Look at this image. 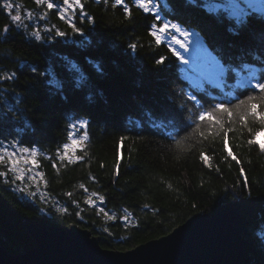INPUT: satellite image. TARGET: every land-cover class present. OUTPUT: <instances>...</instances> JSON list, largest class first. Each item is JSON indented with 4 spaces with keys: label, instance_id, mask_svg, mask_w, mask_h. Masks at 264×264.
<instances>
[{
    "label": "trees",
    "instance_id": "obj_1",
    "mask_svg": "<svg viewBox=\"0 0 264 264\" xmlns=\"http://www.w3.org/2000/svg\"><path fill=\"white\" fill-rule=\"evenodd\" d=\"M12 2L22 12L38 8L35 0ZM83 3L96 22L92 28L78 22L82 35L72 36L54 10L46 24L69 36L49 43L36 42L17 28L0 34V67L18 74L0 82V138L19 137L22 147L36 150L44 191L29 197L11 186L10 176L7 182L0 177V243L21 253L35 246L24 221L62 227L75 223L97 236L102 248L122 251L167 234L195 213L257 196L262 206L247 216V228L254 241L251 264H264V151L257 141L249 143L264 124L250 114L245 117L243 107H233L231 115L206 117L200 126L194 123L207 102L234 105L254 94L251 85L264 77V14L248 11L240 34L233 35L227 13L209 12L202 0L196 6L190 0H156L164 19L195 31L236 69L227 86L210 90L200 106H193L183 92L174 91L185 77L183 64L155 31L149 32L155 22L151 15L133 8L127 21L120 7H112L114 0ZM7 23L0 9V29ZM87 57L105 62L102 89L77 90V77L65 71L64 61L73 60L91 71L84 64ZM50 68L61 82L52 87L54 81L41 75ZM186 83L184 91H189ZM165 97L177 107L184 105L185 122L161 133L149 125L147 115L159 116ZM257 104L264 113L259 96ZM73 115L92 121L91 140L83 148L65 129Z\"/></svg>",
    "mask_w": 264,
    "mask_h": 264
},
{
    "label": "snow or ice",
    "instance_id": "obj_2",
    "mask_svg": "<svg viewBox=\"0 0 264 264\" xmlns=\"http://www.w3.org/2000/svg\"><path fill=\"white\" fill-rule=\"evenodd\" d=\"M38 6H42L47 10H54L57 18L71 28V35H82V29L78 27L79 24L87 23L90 28L95 26V17L90 15L86 9L83 0H35ZM98 2V0H97ZM193 6H196L197 0H190ZM249 3V0H229L227 6L215 4L207 6L209 12L219 13L224 11L227 13V18L230 21V27L228 31L233 35H239L241 28L246 23V17L248 11L242 5ZM113 8L120 7L123 10L125 20L131 21L133 17L132 9L135 8L145 15H151L155 21L149 32L156 31L159 33L160 28H164V32L160 33L161 43L168 44L173 56H175L181 64L190 65L185 70V77L181 79V86L174 91L183 92L185 98L191 102L193 106H200V101L205 99L210 90H215L227 86L229 74H236V69L231 65H226L221 58L214 54L212 50L208 48L206 44L199 38L192 41L190 37L193 35L186 27H182L179 23H173L171 20L164 19L160 14V9L154 0H114ZM0 9L3 10L4 15L8 17L9 23L5 24L0 29V34L8 33L10 28H17L24 30L28 36L34 38L36 42H42L45 39L49 40V43H53L55 38L67 37L69 33L65 30L55 26H42L39 21L47 19V13H41L37 17H33L32 12H28L25 15L29 20H35L33 27L29 29L27 24H22V10L19 5L14 4L12 0H0ZM91 41L88 42L91 46ZM195 44L193 48L194 55L191 61L186 59L180 50L188 52L190 45ZM129 49L135 51L134 45H129ZM10 55V53H9ZM260 59V57H254ZM61 59V58H60ZM167 57L157 60V64L164 63ZM63 61V60H62ZM66 64L65 71L67 73L74 74L77 79L74 81L75 89L82 91L85 87L101 88L103 87L102 78L105 75L106 67L104 61H94L92 57H87L84 61L85 65L91 67L89 71L84 65L76 61H64ZM51 71L44 70L41 72L43 77H49L53 80V83H49V86H56L61 82L55 79V71L50 68ZM100 69V70H98ZM33 74L36 73L35 69L31 70ZM18 74L15 71H8L0 67V82L10 81L17 79ZM187 81V83L185 82ZM187 84L189 91H184L183 84ZM254 94L246 95L242 99H238L235 104L225 102H207V108H201L194 117V123L200 126V123L206 119H211L216 113H223L231 115L233 107L235 109L245 110V117L249 114L253 118H258L261 124H264V113H261L258 109L257 97L259 96L260 102L264 103V77L261 80L256 81L251 85ZM248 89H245L247 92ZM203 94V95H197ZM184 107L181 104L179 107L168 102V97H165V109L159 116H153L151 112H148L149 125L158 132H167L169 127L173 124H183L185 122L184 112L181 110ZM203 116V119H201ZM11 119L10 116L7 117ZM219 123V121H217ZM91 119L87 115L76 116L73 115L71 120L65 124L66 131L72 133V139L75 140L81 148H83L90 140V125ZM142 126V125H141ZM250 144H256V140L253 138L249 141ZM259 144V148L264 151V148ZM23 153H29L31 151L32 156L36 154V150L29 147H21L19 137L11 140L0 138V151L6 153L7 158H12L16 155L17 151ZM0 163L5 164L8 167V171L18 180L23 175H17L16 165L18 161L16 159H6L5 155H0ZM31 163L35 164L36 161L32 160ZM83 163V161H77L76 164ZM0 177H3L7 182V173L0 172Z\"/></svg>",
    "mask_w": 264,
    "mask_h": 264
},
{
    "label": "water",
    "instance_id": "obj_3",
    "mask_svg": "<svg viewBox=\"0 0 264 264\" xmlns=\"http://www.w3.org/2000/svg\"><path fill=\"white\" fill-rule=\"evenodd\" d=\"M261 206L257 196L226 202L122 251L102 248L97 236L75 223L24 221L35 246L13 253L0 243V264H251L254 241L247 216H255Z\"/></svg>",
    "mask_w": 264,
    "mask_h": 264
},
{
    "label": "rangeland",
    "instance_id": "obj_4",
    "mask_svg": "<svg viewBox=\"0 0 264 264\" xmlns=\"http://www.w3.org/2000/svg\"><path fill=\"white\" fill-rule=\"evenodd\" d=\"M202 1L204 3H207V4H205V7H206V5L211 6V5H215V4L227 6L229 3V0H202ZM154 2L156 3V0ZM242 6H244L247 11L254 10V11H258V12L264 14V0H249L248 4L242 5ZM45 12L48 15L49 10H47L46 8H44L42 6H38V8L35 10V13L32 12V14H33V17H37L41 13H45ZM26 13H28V11L22 12V22L21 23L27 24L29 29H31L33 27L34 23H36V21L35 20H29L27 18V16L25 15ZM55 14H56V12H55ZM38 23L41 24L42 26H48L46 24V23H48L47 19L39 21ZM22 31H24V30H22ZM189 31L193 33V35L190 37V39L192 41L197 40V38L202 40V38L195 31H193V30H189ZM163 32H164V28H160L159 33L155 31V34L157 35L158 39L161 40L160 33H163ZM194 47H195V44L193 43L190 45L188 52H183V50H180L181 54L186 59H189L191 61L192 56L194 55V53H193ZM189 67H190V65H184L183 64L184 74H185V70ZM256 141L258 144L264 143V131H261L257 134ZM261 146L264 147V144H262ZM0 155H5L6 159L9 160V163H10V159H16L18 161V164L16 165V169H17L16 174L17 175H23L18 180L12 175L11 172L8 171V167L5 164L0 163L1 172L7 173V176H10V179H11L10 184L16 191L22 190L29 197L31 195H35V194L43 195V192H44L43 191V184H39V181H41L42 176H41L40 171L37 169L36 163L35 164L31 163L32 160H35V158H34L35 156L34 157L32 156L31 151L29 153H23V152H20L18 150L16 155L12 158H7L6 153H4L2 151H0ZM34 155H35V153H34ZM30 187H32V190L30 189Z\"/></svg>",
    "mask_w": 264,
    "mask_h": 264
}]
</instances>
